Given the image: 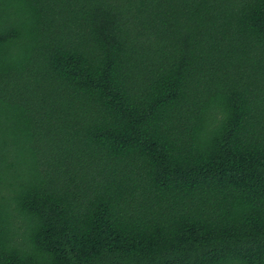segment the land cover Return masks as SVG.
<instances>
[{
	"label": "trees",
	"instance_id": "1",
	"mask_svg": "<svg viewBox=\"0 0 264 264\" xmlns=\"http://www.w3.org/2000/svg\"><path fill=\"white\" fill-rule=\"evenodd\" d=\"M0 264H264V0H0Z\"/></svg>",
	"mask_w": 264,
	"mask_h": 264
}]
</instances>
